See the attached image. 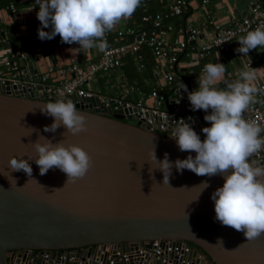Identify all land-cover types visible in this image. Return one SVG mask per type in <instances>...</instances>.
Returning <instances> with one entry per match:
<instances>
[{"label":"water","instance_id":"1","mask_svg":"<svg viewBox=\"0 0 264 264\" xmlns=\"http://www.w3.org/2000/svg\"><path fill=\"white\" fill-rule=\"evenodd\" d=\"M19 87H10L8 81L0 85V264H10L12 250H40L53 257L68 248L154 239L188 242L213 264H264V234L247 241L243 232L215 219L211 195L223 185L222 175L198 176L188 169L181 174L173 166L169 177L173 188L163 184V173L148 157L154 145L158 159L168 153L173 162L189 154L194 157L195 152L180 151L169 135L151 131L134 119L135 107L114 108L113 100L105 104L97 96L67 95L64 100H71L87 116V131L62 135L65 129L60 127L55 133L44 132L53 118L40 108L55 101ZM189 113L183 108L174 117L190 123L203 140L200 127L209 126L205 111L196 110L195 118H188ZM39 135L54 143L63 140L84 147L93 160L85 177L53 192L67 180L58 168L40 175L39 166L29 160L32 178L44 188L23 170L11 171V156H36L31 143ZM203 181L209 187L202 191Z\"/></svg>","mask_w":264,"mask_h":264},{"label":"clouds","instance_id":"2","mask_svg":"<svg viewBox=\"0 0 264 264\" xmlns=\"http://www.w3.org/2000/svg\"><path fill=\"white\" fill-rule=\"evenodd\" d=\"M141 2L42 0L37 12L40 21L38 37L50 40L59 35L62 43H75L83 50L96 48L104 51L108 47L106 33L114 30L121 21L131 18ZM49 27L51 31H45ZM238 42L236 51L243 55H248L250 50L264 48V25L247 31ZM225 72L223 63H207L198 78L197 88L188 92L186 85L181 87L188 93L192 110L205 111L204 120L209 122V126L202 128L205 136L201 140L191 124L181 119L173 126L170 138L175 140L180 151L195 152V156L189 154L173 162L165 153L163 159H158L154 145L148 157L149 161L157 165L155 169L163 173V184L170 187L169 177L173 166L181 174L184 169H188L198 176L222 175L223 185L211 195L215 219L223 226L243 232L247 241H252L264 234V163L254 158L264 151V136L260 135L264 128L245 119L243 114L256 102L255 95L264 93V87L257 84L255 68L246 65L237 73V79L225 82L226 86L221 88L219 84L224 81ZM40 110L53 118L50 125L44 126V132L55 133L60 127L65 129L62 135L65 132L78 135L87 131V116L78 112L71 100L58 99L45 104ZM31 144L36 156L33 158L29 154L27 159L24 155L11 156L9 168L11 171L23 170L31 178L29 160H34L39 166L40 175H45L49 169L58 168L66 174L67 180L63 187L52 189L53 192L85 177L93 165L89 152L80 145L65 144L63 140L54 143L43 135H39ZM32 179L44 188L36 179ZM200 184L203 185L202 191L209 187L207 181ZM217 243L223 247L222 239L218 238Z\"/></svg>","mask_w":264,"mask_h":264},{"label":"built area","instance_id":"3","mask_svg":"<svg viewBox=\"0 0 264 264\" xmlns=\"http://www.w3.org/2000/svg\"><path fill=\"white\" fill-rule=\"evenodd\" d=\"M165 1V13L141 16L140 21L146 25L145 27L116 28L106 33L108 47L104 51L99 50L96 59L83 66L72 63L59 68L60 79L56 83L47 82L44 76L33 78L31 81L23 79L22 77L25 75L31 76L27 67L19 63L17 59V57H23V50L6 48L5 55L1 59L0 85L8 81L10 87L19 85V90L34 92L37 96H42L44 100L50 98L57 101L64 99L67 95L97 96L105 104H108L109 100H113L116 104L114 108L135 107L136 111L132 112L134 119L151 131L170 136L173 129L169 128L170 124L174 126L181 120L174 117L177 112L184 108L190 111L187 114L188 118L197 117L196 111L192 110L187 98L188 93L181 88L186 85L190 92L196 87L188 79L186 82L182 80L180 84L172 86L174 78H181L184 73L179 67L181 58L186 59L185 70L188 69L189 72H192V65L204 60L212 52L229 53L236 49L239 37L245 35L249 30L264 25V0L250 1L247 11L231 25H222L209 18L204 20L200 27L180 28L178 32L183 37L171 42L166 40L165 36L172 27L164 20L184 14L189 8L190 0ZM198 1L202 9H205L209 2V0ZM142 6L145 5L142 4ZM6 8L12 12L16 11V7L12 3ZM201 36L203 37L198 44L195 43L194 46H191L192 42ZM126 37H130V39L125 41ZM109 39L112 43H109ZM6 42V34L0 30V44ZM142 45L147 46L155 58L154 75L157 82L161 83V86L169 87L170 94L166 97L159 93L155 87H152L148 92V98L152 100L150 105L142 100L135 103L127 101L124 99V95L105 97L94 85L95 76L97 74L109 76L120 70L122 58L126 55H137ZM140 59L141 56L137 55V60L140 61ZM138 66L143 67V64L139 63ZM258 86L264 87V81ZM130 88L132 89V87ZM171 100L173 103H170ZM255 100L249 114L244 115V118L254 121L264 128V93H257ZM162 102L168 103L167 106L172 110L160 107ZM182 103H184L183 107H181ZM202 128L201 125V132ZM260 135L264 136V132ZM254 158L264 162V151ZM10 256V264H213L205 253L188 242L159 239L140 243H121L118 246L113 243H104L68 248L56 251L53 257L50 252L32 249L12 250Z\"/></svg>","mask_w":264,"mask_h":264},{"label":"crops","instance_id":"4","mask_svg":"<svg viewBox=\"0 0 264 264\" xmlns=\"http://www.w3.org/2000/svg\"><path fill=\"white\" fill-rule=\"evenodd\" d=\"M252 0H209L205 9L200 6L198 0H190L189 8L184 13L182 18L183 27H200L204 20L209 18L221 23L222 25H231L235 23L248 8L249 2ZM42 0H24V3L16 7V11L12 12L6 7H0V30L11 23L13 20L20 23L19 34L23 37L25 45L20 50H23V57L18 58L19 63L27 67L31 76L25 75L22 78L25 80L37 79L39 76H44L47 82L56 83L60 79L58 69L61 67L68 66L72 63H76L80 66L96 59L99 50L96 48L90 50H83L77 44H66L62 43L59 35L48 40H40L38 37V28L40 27V21L37 18V12L39 10V3ZM128 26V19L121 21L115 28L125 29ZM45 31H51V28L45 29ZM177 35L171 38V31H167L166 40L169 42L174 39H181L182 34L176 32ZM203 36L199 37L198 40L192 42L191 46L195 43L198 44L199 40ZM240 38V37H239ZM238 38V39H239ZM238 42V41H237ZM239 47V42H238ZM237 47V48H238ZM6 48L0 45V67L1 59L5 55ZM236 48V49H237ZM16 50L18 48H12ZM234 49L229 53H214L209 54L204 60H200L197 64H193L191 70L199 69V72L193 75L189 80L194 87H198V78L202 74L201 68L207 63H223L226 68L224 81L219 84V87L224 88L225 82H230L237 79V73L243 70L246 64H250L255 68L257 74V84L264 81V48H257L250 50L248 55L238 53ZM186 59L181 58L179 67L185 71ZM200 66V68H199ZM188 70V69H186ZM192 72L188 73L191 74ZM110 78L114 79L113 83L107 81L103 95L105 97H116L117 95L127 96L128 94L135 97L138 100H142L144 103L151 104L152 100L148 98V94L140 91H132L130 86H127L121 69L110 74ZM98 78L94 80L95 87L99 90ZM159 83V82H157ZM118 86V91L114 96H109L113 86ZM161 85V83H159ZM107 88V89H106ZM168 103L162 102L160 107L166 108ZM250 108L243 114H249Z\"/></svg>","mask_w":264,"mask_h":264},{"label":"trees","instance_id":"5","mask_svg":"<svg viewBox=\"0 0 264 264\" xmlns=\"http://www.w3.org/2000/svg\"><path fill=\"white\" fill-rule=\"evenodd\" d=\"M10 3L14 4L15 7H18L24 3V0H0V7H7ZM142 4H144L145 6H142ZM165 4V0H142L140 7H138L133 16L128 19V26L126 27H145L146 25L141 23L140 21L141 16L144 14H149L151 16H154L155 14H163L166 12ZM183 15L184 14L180 16H173L164 20L165 23L170 24L172 27L171 30H168L171 31V38H174L177 35L176 32H178L180 28H183L184 24L181 18L183 17ZM19 28L20 23L16 20H13L11 23L5 25L2 28V31L7 36V42L0 45L18 49L23 48V46L25 45V41L23 40V37L19 34ZM129 39L130 37H126L125 41ZM108 41L109 43H112L111 39H109ZM137 55L141 56L140 61L137 60ZM137 55H126L122 58L120 69L127 86L132 87V91H140L145 93V95L148 94L152 87H155L159 93L167 97L170 94L171 89L165 85L161 86L157 83V79L154 75L155 58L152 56L150 49L147 46L142 45L140 50H138ZM139 63H142L143 67H139ZM198 72V68L194 69L191 74L188 73V70H185L183 75L186 79L189 80L193 75L197 74ZM96 77L98 78L97 83L99 91L101 93H103L107 81L113 83L114 80L110 78V75L108 76L106 74H97L95 78ZM181 82L182 79L180 77H175L172 82V86L178 85ZM118 89V86L114 85L108 95L114 96ZM124 99L133 103L138 101V99L132 97L129 94L127 96H124ZM197 249L203 252L201 249Z\"/></svg>","mask_w":264,"mask_h":264},{"label":"rangeland","instance_id":"6","mask_svg":"<svg viewBox=\"0 0 264 264\" xmlns=\"http://www.w3.org/2000/svg\"><path fill=\"white\" fill-rule=\"evenodd\" d=\"M105 87H107V86H105ZM107 89V88H106ZM104 91H106L107 92V90H104Z\"/></svg>","mask_w":264,"mask_h":264}]
</instances>
